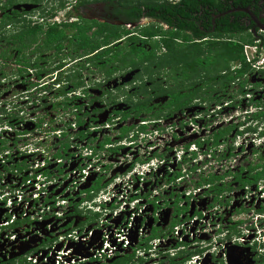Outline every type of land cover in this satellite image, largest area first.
<instances>
[{
    "label": "built area",
    "instance_id": "2783aa9c",
    "mask_svg": "<svg viewBox=\"0 0 264 264\" xmlns=\"http://www.w3.org/2000/svg\"><path fill=\"white\" fill-rule=\"evenodd\" d=\"M261 51L259 45L244 48L247 62L255 69L263 66L264 58L255 62ZM30 79L38 85L13 95V104L6 106L7 115L0 113V260L4 256L13 260L24 255L27 264H77L91 256L107 262L129 254L134 255L132 264H230L228 254L232 251L236 263L254 264L246 263L251 254L264 261V213H260L264 210V181L255 189L235 185L232 192L217 199L208 192L209 185L198 186L210 175L235 172L240 166L232 164L242 160L243 154L245 162L253 160L254 150L264 148V136H261L264 126L247 131L256 124H242L244 118H238L235 124H224L237 129L233 137H228V143L214 146L212 141L210 150L223 147L218 159L221 172H207L199 165L202 158L194 157L195 150L191 148L199 152L206 144L194 143L189 151L185 146L171 149L174 139L165 134L167 130L162 126L139 135L138 142L114 139L116 134L108 133L110 125L94 126L85 112L87 104H76L83 99L79 92L67 94L71 100L77 99L71 109L43 113L47 107L40 99L37 101L38 97L48 100L47 105L64 97L58 100L53 98L56 94L45 91L49 82ZM31 94L35 95L34 102ZM244 98L239 103L226 101L212 115L195 116L190 121L195 124L213 119L215 111L233 105L235 112L241 113L238 117L264 112L250 104L251 95ZM20 100L29 106L23 108L22 104L16 108ZM19 109H23L20 115L24 118L19 124L1 122ZM82 115L85 117L80 125L78 117ZM223 116H218L215 122ZM32 123L34 128L29 131ZM174 128L176 134L186 131L181 125ZM162 133L168 141L159 146L153 135ZM246 135H250V140L239 147L240 154H235L238 140ZM105 137L111 142L105 143ZM135 145L140 146L137 161L133 154H124L121 149ZM173 151L176 154L171 156ZM232 180L233 177L227 176L222 183ZM87 185L91 188L83 191ZM89 195L94 198L88 200ZM78 200L82 201L80 210L104 213L101 238H94L95 230H88L89 226L81 230L63 228ZM169 209L172 212L166 219L163 212ZM151 222L153 228L159 229L157 237L152 236ZM47 237L50 242L44 244ZM26 246L30 250L23 249ZM22 250L25 253L20 254Z\"/></svg>",
    "mask_w": 264,
    "mask_h": 264
},
{
    "label": "flooded vegetation",
    "instance_id": "af4514ba",
    "mask_svg": "<svg viewBox=\"0 0 264 264\" xmlns=\"http://www.w3.org/2000/svg\"><path fill=\"white\" fill-rule=\"evenodd\" d=\"M146 1L144 6L140 7L142 14L137 19L130 20L126 17L120 19L115 17L113 11H115L114 8L117 3L112 0H0V15L2 16L0 23L7 18L9 23L6 25V32L9 35L19 33L20 28L28 24L32 26L43 25L44 30L47 31L49 27L55 25L96 23L87 32V35L92 38L99 28L103 27L98 26V24L118 28L122 39L104 46L89 56L90 59H94L97 55L118 45L128 49L129 39L136 37L142 28L154 25L157 29L162 27L164 31H168L167 36H156L150 41L161 45V50H155L156 59L154 61L141 64L142 68L116 70L110 74L111 76L102 73L92 62H88L86 57L73 59L76 54L69 48L71 42L68 41L65 43L64 49L59 51L60 54L57 49H54L41 55L38 66L40 67L39 70L43 72H41L40 77L42 79L45 77L52 78V80L56 79L59 81L58 84L62 82L69 84V80L73 79L72 76H80L81 80L78 81L83 82L87 90L80 88L75 92H80L83 99L89 102L85 112L88 114L90 122L95 125L110 122L111 130L108 133L116 134L114 139L117 140L120 139L117 136L118 131L135 126L140 122L144 123L149 115H154L165 109L168 103H171L170 105L174 109L176 105L181 107L172 118L167 120L177 121L178 124H184L186 116L194 118L199 115L204 117L212 115V112L227 100L234 101L236 99L234 97L235 88H238L236 92L240 97L251 95L252 100L250 102L253 106L264 104V65L255 69L253 65L249 64L251 70L243 77H239L238 72L242 68L241 65L232 64L229 72L221 73L216 79H211L208 69H204V66L210 63L208 60L214 55L212 53L214 44L221 48L220 45L224 42H241L249 39L259 44V47L263 49L261 57L264 56V0H248L246 6H242L243 3L238 4V0H213L209 5L204 3L194 9L188 5V2L183 4L182 0H167L170 8L169 20L159 19L158 15L155 16L151 12V8L148 9L151 4L150 0ZM10 2L12 5L8 6ZM229 17L231 20L226 22ZM227 29L231 32L225 33ZM170 33L175 34V36H171ZM179 34H182L181 37H178ZM183 35H187L191 41H185ZM167 38L168 41H172L171 49L163 46L162 41ZM188 46H198L201 49L200 54H197V59L200 62L197 66L191 67L192 58L186 56L189 54ZM12 47L14 46L11 45ZM144 48L151 51L152 45L148 43ZM30 53L28 52L29 59L31 63L35 64L37 59ZM167 54L169 57L184 55V60L178 61L175 58L168 61L167 64L160 65V58ZM104 61L106 67L109 68L107 73L111 72L114 67L109 66L110 62L106 59ZM0 62L7 66L6 69H12L15 72L17 65L14 61L1 60ZM117 64H114L115 68L119 67ZM34 72L35 70L31 71L28 76H37ZM130 73L132 76L127 79L126 77ZM229 74L236 79L230 83L226 90L222 89V85H215L223 80L221 77ZM96 76L99 80L95 78ZM214 88L216 91H213ZM72 89L71 85L66 88L67 91ZM143 89H146V94L142 93ZM188 101L190 103L185 106L184 104ZM59 103L50 105V110L58 112L67 110L60 107ZM141 103H147L146 105L151 111H134L133 109ZM259 108L264 111L263 106ZM47 109L49 107L45 108L43 113L47 112ZM130 112L131 117L128 119L122 117ZM224 114V109L215 111L212 122ZM113 117L119 121L115 122ZM228 127L230 126L215 128L212 131V136L220 135L218 130ZM221 139L220 142L228 140ZM123 140L127 141L126 138ZM139 148V145H135L121 149L124 150V154H133V159L137 161L140 160ZM49 242L50 239L45 238L44 244ZM3 260H0V264H27L23 256L13 260H8L7 256H4ZM86 264L96 263L88 262ZM255 264L264 263L258 260Z\"/></svg>",
    "mask_w": 264,
    "mask_h": 264
},
{
    "label": "trees",
    "instance_id": "16d2710c",
    "mask_svg": "<svg viewBox=\"0 0 264 264\" xmlns=\"http://www.w3.org/2000/svg\"><path fill=\"white\" fill-rule=\"evenodd\" d=\"M113 2H116L117 5L114 8L115 11H113V14H115V17L120 19L123 17H126L127 19L133 20L137 19L142 14L141 6H144V4L147 2L146 0H112ZM183 4H186L188 2V5L191 6V8L198 7L204 3L206 5H209L211 1L213 0H182ZM151 4L148 6V9L151 8V12L157 16L159 19L163 20H169L168 18V12H169V3L164 0H150ZM13 3V2H12ZM238 4L243 3L246 6L248 4V0H238ZM12 5L11 2L8 4V6ZM175 9V7H173ZM156 13V14H155ZM18 17H20L17 14ZM228 20L226 22H229L231 18H227ZM9 23L7 18H5L0 23V45L1 44H7L8 48L0 50V61H14L16 63V69L13 74H10L7 72L6 67L2 62H0V73H1V81L3 79H7L9 77H17V78H26L27 75H30L31 71L35 70V74L38 78L40 77L41 70L39 65V62L41 60V55L57 49L58 53L60 54L62 49L65 47V43L71 42L69 45V48L75 52L76 56L73 57V59L76 58H83L86 57L88 59V62H92L93 65H95L102 73L107 74L108 76H111V73H114L116 70H129V69H137L142 68L141 64H145L146 62H151L156 59V49L161 50V45L158 43H152L150 42L154 37L156 36H167L169 34L168 31H164V28H156L154 25L148 26L145 28H142L139 30V33L136 37H133L129 39L128 41V49H124L122 46L118 45L115 48L108 49L107 51L97 55L94 59H90L89 56H91L93 53L99 51L104 46H107L111 43L120 41L122 39V35L119 34V29L113 26H104L102 24H98L100 27L99 30L96 32L95 36L89 37L87 35V32L91 30L92 27L95 26V24H89V23H83L82 24H72V25H55L52 27H49L47 31H45L43 25H23L21 31L16 34L9 35L6 32V25ZM231 32L228 29L225 30V33ZM7 33V34H6ZM130 34V33H129ZM171 36H175V34L170 33ZM182 34H179L178 37H181ZM224 35V34H223ZM185 41H191L190 38H188L187 35H183ZM43 41V43H41ZM163 46L166 48L171 49L172 41H168L167 39H164ZM150 43L152 45V50L149 51L144 48L146 44ZM255 42L246 39L241 42L238 41H232V42H224L220 47L218 45L214 44V50L212 53H214L213 56H211V59L208 60V65L204 66V69H208V73L211 75V79H216L218 75H221V73L230 71L232 64L241 65V70H239V77H243L246 73H248L251 68L250 65L246 62V57L244 55V46L245 45H254ZM11 45L14 47L11 48ZM140 45V46H139ZM213 46V45H212ZM264 46V45H263ZM159 50V51H160ZM187 51H189V54L186 56H189L192 58L191 60V67L194 65H198L200 62L197 59V54L199 55L201 52V49L198 48V46L187 47ZM34 55L37 59V62L35 64L31 63V60L29 59V54ZM57 53V54H58ZM15 56V57H14ZM107 57V58H106ZM110 62L109 66L114 67L111 72H108V67H106L105 59ZM177 59L178 61L184 60V55L179 56H168L165 55V57L160 58V65L167 64L168 61H171L173 59ZM117 64L119 66L118 68H115L114 64ZM140 63V64H139ZM12 70V69H11ZM39 70V71H38ZM13 71V70H12ZM216 74H212L214 72ZM73 79L69 80V84L64 83V89L53 98H61L64 97L63 100L59 103V106L64 109H71V105L75 100H71L66 94L78 91L80 88H84L85 91L87 90L86 87H84V83L78 81L81 80L80 76L75 75L72 76ZM223 80L219 81L215 85H222V89L226 90L230 83H232L236 77L229 74L225 77H221ZM59 82V81H58ZM2 85V82H0V86ZM71 85V87L75 90H69L67 91L66 88ZM8 87V86H7ZM9 89V88H8ZM53 85L50 86V88L47 86L45 90L52 91ZM213 91H216L214 88ZM143 94H146V89H143ZM242 93V91H241ZM188 97V96H186ZM191 100V99H190ZM189 100V101H190ZM177 101H179L177 99ZM186 102L184 104L185 106H188L190 102ZM221 101V100H220ZM229 101V100H227ZM147 103H141L139 106L135 107L134 111H140L145 112L144 110H147L150 112L151 110L148 109ZM171 103H168L165 106V109L161 110L160 112L155 113L154 115H149L147 119L144 120V123H149L147 125H135L129 128H124L118 131V137L120 138L119 141H123L124 138L127 139V141L130 142H138L139 135L147 133V130L149 128V125H151L152 122L162 120V119H170L174 115L175 112L180 109V106L176 105V108H172ZM264 107V104H257V107ZM81 110V108H80ZM132 111V109H131ZM137 113V112H136ZM88 115V114H87ZM131 115L130 113L124 114L122 116L124 119H128ZM83 117H78L79 124L81 125L83 123ZM138 117V115H136ZM254 120L258 121H264V112L261 114H256L254 116ZM236 126L231 125L228 128H221L220 135H214L212 140L214 141V146L220 145V139H228V137L232 134V132L235 130ZM247 131H257L250 128V130ZM261 136H264V130L261 132ZM132 137V138H131ZM221 139V140H222ZM105 143H110L111 140L108 137H105ZM227 140L222 141V143H226ZM200 146V144H198ZM123 148V147H121ZM120 149V148H119ZM119 149H114L113 151L118 152ZM234 149L230 150L233 151ZM264 150H254V159L253 160H247L248 167L244 168L243 166H240L241 168L236 170L235 172H228L224 176H218V175H210L206 179H203L198 186L206 185L210 186L209 192L213 194L214 196L230 193L234 190V186L237 185L238 188H244L248 185H255L258 184L260 181L264 180ZM229 157H233L232 152L229 153ZM224 158L226 156L224 155ZM257 161V163H255ZM230 176L233 177V180L230 183H222L225 177ZM100 189V185L98 184L97 190ZM209 193V194H210ZM179 212V210H177ZM260 213H264V210H261ZM159 236V229H154L153 237ZM134 258V255L126 256L123 260L126 261L125 264H130ZM122 260V259H120ZM120 260L115 262L114 264H119ZM122 260V261H123Z\"/></svg>",
    "mask_w": 264,
    "mask_h": 264
},
{
    "label": "rangeland",
    "instance_id": "374dc122",
    "mask_svg": "<svg viewBox=\"0 0 264 264\" xmlns=\"http://www.w3.org/2000/svg\"><path fill=\"white\" fill-rule=\"evenodd\" d=\"M1 18H2V16L0 15V19ZM7 48H8V45L6 43L0 45V50L7 49ZM6 71L9 72V73H13V71L8 70V69ZM131 76H132V74L130 73V74L127 75L126 78L127 79H130ZM95 78L99 80V78L97 76ZM0 79H1V73H0ZM24 81H28V79L27 78H24L22 80V82H24ZM237 90H238V88H235L234 89V92H235L234 93V97L236 98L234 101H236V103H239L242 99H245L244 98L245 96L244 97L238 96V94L236 92ZM9 94L10 93L5 94L3 96H0V98L2 100H7V99H9L11 97V95H9ZM38 100L40 102H43L42 105L46 104V107L47 108L49 107V109H47V110L51 111L50 110V105H47V104H49L48 103V100L45 102V100H42V98H40V97L37 98V101ZM34 101H35V98L31 102H34ZM243 102H245V101H243ZM88 103L89 102L88 101H85V99L77 100V102H76V104H78V105H80V104H88ZM7 104L8 105H12L13 103H7ZM18 104H19V106H15L16 108H19L22 104L24 106L23 108H25L27 105L29 106V104H27V102H23V100H20V102ZM245 104L243 103V105H245ZM37 105H39V104L37 103ZM37 105L35 104V107ZM235 107L224 109L225 114H224L223 118H221L217 122H212V119H205L203 121L200 120L199 123L193 124L190 121L191 116H186V119L184 118L186 120V122L184 124H182V126L186 128V131H185V133H183V132H179L178 133L179 140H175L174 139V144L170 146L171 149L179 150V147H183V146L186 147L187 144H194L195 142H202L203 144H206L207 147H205V146L203 147L202 146L200 148V151L197 152L198 158L199 157L202 158V159L199 160V165L202 166V168L206 169L207 172H210L211 170H214L215 173L216 172H221L219 170L221 168V163L218 162V159H221L220 152L223 150V147L222 148H218V149H214V148H212L211 150L209 149L211 147L212 141H213L212 140V138H213L212 131L216 127H218V125H220V124H223V125L224 124H227V123H229V124H235L237 122V119L238 118L240 119V117H238V116L241 115V113H238L237 114L235 112L236 109H233ZM28 108L31 110L32 105H31V107H28ZM237 109H240V108H237ZM53 114H56V113L54 112ZM243 118L245 120H242V121H244V122L246 121V124L250 122L249 121V118L242 117L241 119H243ZM4 119L5 120H4L3 124L10 125L9 122H12V120L10 118H7V119L4 118ZM173 123H175V121H163V124H162V127L167 130L165 134H169L170 135V138H173L174 135H176V132H175L176 129L174 128V126H172ZM260 126L263 127L264 126V123H262ZM162 135H164V134L162 133L160 136H158L156 134L153 135V140L155 142H157L159 146H162L163 144H165V142L168 141L167 135H165V136H162ZM230 136L233 137L234 134H231ZM231 137H230V139H231ZM250 138H251L250 135H246L245 138H244L246 140H244V139L238 140V144H236V146H238V148L236 149V151L234 153L235 154H237V153L240 154L241 149L239 147L242 144H247L248 143V140H250ZM204 142H208V144L207 143H204ZM228 145H230V143ZM248 146H251V145H248ZM191 148H192V150H195L196 151L195 148H193V147H191ZM258 149H260V148H258ZM173 152L174 153L171 154V156H174L176 154L175 151H173ZM212 153L214 154V157L210 158L209 155H211ZM204 154H207V155H204ZM248 154L250 155L251 152H248ZM263 154H264V152H263ZM245 156L246 155L243 154L241 156L242 157V160H239L237 163H233L232 165H234V166H241V165H243L244 168H247L249 165H248V162L247 161L245 162ZM255 163H257V161H255ZM230 165L231 164H228V166H230ZM236 168H238V167H236ZM223 169L225 170L226 168H223ZM197 180H198V176L195 177V181H197ZM171 212H172L171 209H169L168 211L166 210L165 213L163 212L164 217H166V219H168ZM24 249L25 250L26 249L27 250H30V247L26 246ZM25 250L20 251V254L22 252H24ZM122 260H120L119 264H125L126 263L125 260H123V261Z\"/></svg>",
    "mask_w": 264,
    "mask_h": 264
},
{
    "label": "clouds",
    "instance_id": "9594fccd",
    "mask_svg": "<svg viewBox=\"0 0 264 264\" xmlns=\"http://www.w3.org/2000/svg\"><path fill=\"white\" fill-rule=\"evenodd\" d=\"M254 45H259L258 43H255ZM254 45H245V46H254ZM244 46V48H245ZM263 53V49L261 51V54ZM245 55V54H244ZM246 57V56H245ZM264 58V56H260L258 59H256V61L260 62L262 59ZM255 61V62H256ZM247 62V60H246ZM248 63V62H247ZM249 64V63H248ZM264 65V63H263ZM37 78V80H44V82H49L48 84V87L50 88V86L53 85V90L52 91H47L45 90V88L47 87H44V90L47 91V92H50V93H60L63 89H64V83H60L58 84L59 82L56 81V79L52 80V78H49V77H45L44 79L42 78H38L37 76H26V78L28 79V81H24L22 82V80L24 78H17V77H9L7 79V81L5 82H2L0 80V82H2V85L0 86V96H3L5 94H8L10 93L9 95H11V97L15 94H20L22 93L23 91H26V90H31L32 88L36 87L38 84L36 82H32L30 78ZM22 79V80H21ZM4 80V79H3ZM8 86V87H7ZM59 86V87H58ZM9 88V89H8ZM80 93V92H79ZM69 94V93H68ZM67 96V94H66ZM11 97L7 100H2L0 98V113H2L4 116L7 115V109H6V106L8 105L7 103H11ZM31 99H34L35 98V95L31 94L30 95ZM63 97V96H62ZM59 100V99H58ZM61 102V101H59ZM58 103V102H57ZM53 104H56V103H53ZM225 104V103H224ZM223 104V105H224ZM251 104V102H250ZM249 104V105H250ZM222 105V106H223ZM252 105V104H251ZM234 106V105H233ZM233 106L229 107V108H232ZM253 106V105H252ZM257 107V106H256ZM225 109V108H223ZM23 109H19L14 115H12V117L10 118L12 120V123L13 124H19L20 121H23L24 118H21L22 116L20 115V112L22 111ZM222 110V109H221ZM219 110V111H221ZM256 114H258L257 112L253 113L249 118V121L252 123V124H256L254 126H251L249 127V130L250 128H252L253 130H258L260 125L262 123H264V121H258V120H254L253 116H255ZM261 114V113H259ZM242 118V117H240ZM4 120V119H3ZM1 120V122L3 123L4 121ZM168 119H162V120H158V121H154L151 123V125H149V128L147 130V133L152 130V129H159L161 126H162V123H160L161 121H167ZM176 123V124H175ZM175 123L172 124V126H176V125H181L182 127V124H178L177 121H175ZM245 122H242V124H245ZM110 125L111 123L110 122H106V123H100L98 125ZM149 124V123H147ZM146 124V125H147ZM34 124H29V127H28V130H32L34 128L33 126ZM94 126H96L95 124H93ZM138 125V124H137ZM223 126H231V125H223ZM237 129V127L235 128V130ZM235 130L233 131L235 133ZM232 133V134H234ZM93 137L96 138V134H93ZM173 139L175 140H179L178 138V134L174 135ZM197 143L196 145L200 144V142H195ZM192 144H187L186 145V148H187V151L190 150V147H191ZM201 146V144H200ZM257 150V149H256ZM260 150H264V148H260ZM197 151H194V157L197 156ZM243 166V165H242ZM244 167V166H243ZM241 168V167H240ZM238 168V169H240ZM237 169V170H238ZM264 181V180H262ZM261 182V181H260ZM258 184H255V185H248L250 187H253V189H255V186H257ZM237 186V185H236ZM238 187V186H237ZM101 189V188H100ZM86 190H89V189H86ZM86 190H83V191H86ZM209 192V191H208ZM94 198V196H91L89 195L88 196V200H92ZM81 200H78L76 202V205L74 206L73 209L70 210L68 216H67V221L66 223L64 224L63 228H65L66 230L68 229H83L84 227L86 226H89L88 230H95V234H94V238H101L102 235H103V232L101 230V220L104 218L103 217V212H94V211H89V212H84L82 210L79 209V206L81 204ZM104 207V206H103ZM105 208V207H104ZM109 218V217H108ZM94 222V223H93ZM118 224V223H117ZM152 229V236H153V233H154V229L155 228H151ZM93 238V240H94ZM97 241V240H95ZM102 245V244H101ZM99 246L100 248L102 246ZM60 248V247H59ZM32 251V250H31ZM251 254V253H250ZM126 256H131V255H122V256H118L112 260H114L112 263H109V261H112V260H109L107 262H101L99 260H95L92 256L88 258V256H85L86 259L88 258V260L86 262H81V263H77V264H86L88 262H94L96 264H113L115 261L119 260L120 258H125ZM24 257V255H23ZM26 259V258H25ZM134 259V258H133ZM254 264L258 261V259L254 258L253 255L251 254V257L249 258ZM133 263V260L130 264ZM262 263H264V261H262Z\"/></svg>",
    "mask_w": 264,
    "mask_h": 264
},
{
    "label": "water",
    "instance_id": "95a60500",
    "mask_svg": "<svg viewBox=\"0 0 264 264\" xmlns=\"http://www.w3.org/2000/svg\"><path fill=\"white\" fill-rule=\"evenodd\" d=\"M89 188H91V186L90 185H87L86 187H83V190H86V189H89ZM195 208V205H193V209ZM149 227H150V229L153 227V222H151L150 223V225H149ZM61 247V246H60ZM60 249V248H59ZM23 253H25V252H22L21 254H23ZM232 251L228 254V258H229V263L230 264H244L243 262H238V263H236L235 262V258H233V256H232ZM114 260H112V261H109V263H112ZM249 262H251V260L249 259V261H247L246 263H249Z\"/></svg>",
    "mask_w": 264,
    "mask_h": 264
}]
</instances>
